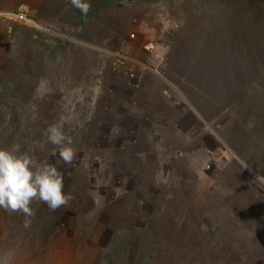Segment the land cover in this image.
Wrapping results in <instances>:
<instances>
[{"label": "rangeland", "instance_id": "1", "mask_svg": "<svg viewBox=\"0 0 264 264\" xmlns=\"http://www.w3.org/2000/svg\"><path fill=\"white\" fill-rule=\"evenodd\" d=\"M22 1L0 0V12L14 11ZM28 1L30 17L41 29L0 16V49H16L17 57L28 61L26 44L53 48L52 39L68 41L57 63L36 80L58 89L49 95L54 111L45 123L73 126L82 107V122L108 127L109 141L120 140L117 156L130 171L139 169L138 159L152 165L150 196L158 222L170 203L181 212V227H200L194 234H177L176 254L185 248L198 263L209 257L211 264H264V159L253 146L248 149L257 167L241 159L235 144L241 120L230 110L236 106L243 113L247 95L264 91L263 77L255 72L264 62V55L257 56L264 44V0H256L260 16L251 24L246 1L255 0H119L85 26L70 17V8L86 0ZM36 92V100L44 102L43 92ZM219 146L232 155L225 166L213 160ZM149 177L137 185L138 192L147 193ZM124 190L117 188L119 194ZM1 210L0 205L2 229ZM97 251L92 247L82 264H93ZM7 257L0 264H9Z\"/></svg>", "mask_w": 264, "mask_h": 264}, {"label": "trees", "instance_id": "2", "mask_svg": "<svg viewBox=\"0 0 264 264\" xmlns=\"http://www.w3.org/2000/svg\"><path fill=\"white\" fill-rule=\"evenodd\" d=\"M75 1L79 4V0ZM117 1L86 0L82 7L70 8V17L88 25ZM120 1L156 4L167 0ZM249 3L246 1V10L251 24L260 16L256 11L260 5L256 0ZM261 14L264 16V11ZM234 36L236 40L241 38L238 32ZM52 40L56 42L53 48L39 47L35 42L26 44L28 61H21L16 49H0V205L4 211L1 260L9 256V264L15 257L22 259V264H74L75 259V264H82L87 252L96 247L93 264H211L209 257L198 263L192 251L185 248L176 254L177 234H194L200 227H181V212H176L170 203L161 214L163 223L158 222L155 196H150L154 184V177H149L152 165L138 159L139 169L130 171L117 156L123 144L120 140L109 141L110 128L98 129L82 122V107L76 110L81 117L73 126L45 123L54 111L49 95L58 89L45 86L43 78L36 80L57 63V55L68 46L63 38ZM261 55L264 44L257 56ZM260 62L262 66L255 72L263 77L264 88V62ZM246 77L251 79L250 73ZM37 90L43 92L44 102L36 100ZM257 95H247L243 113H238L236 106L230 107L241 120L235 141L237 152L253 167L258 163L249 146L264 159V91ZM144 177L151 179L147 193L137 191V185L145 183ZM125 180L130 181L124 188ZM117 188L125 190L119 194Z\"/></svg>", "mask_w": 264, "mask_h": 264}, {"label": "built area", "instance_id": "3", "mask_svg": "<svg viewBox=\"0 0 264 264\" xmlns=\"http://www.w3.org/2000/svg\"><path fill=\"white\" fill-rule=\"evenodd\" d=\"M30 10H31V2L28 0H24L17 5L14 11L0 12V16L8 18L9 21L13 19L12 22H15L17 24L33 25L41 29V27L36 25L34 20L30 17ZM11 30H12L11 26H8L7 31L11 32ZM44 30L46 29L44 28ZM154 46H155V42L153 41L146 46V49L151 50L154 48Z\"/></svg>", "mask_w": 264, "mask_h": 264}, {"label": "bare ground", "instance_id": "4", "mask_svg": "<svg viewBox=\"0 0 264 264\" xmlns=\"http://www.w3.org/2000/svg\"><path fill=\"white\" fill-rule=\"evenodd\" d=\"M216 151H220V155L213 154V160H216L218 164L225 166L232 155L226 147L219 146Z\"/></svg>", "mask_w": 264, "mask_h": 264}]
</instances>
